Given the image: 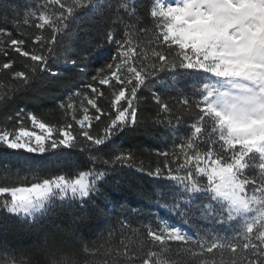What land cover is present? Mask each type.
<instances>
[{"label": "snow or ice", "instance_id": "snow-or-ice-1", "mask_svg": "<svg viewBox=\"0 0 264 264\" xmlns=\"http://www.w3.org/2000/svg\"><path fill=\"white\" fill-rule=\"evenodd\" d=\"M8 11L19 35L0 27V71L16 83L0 91V110L31 92L40 105L50 101L72 119L52 125L21 108L6 117L20 126L0 130V147L57 161L80 150L93 167L74 177L48 176V170L26 164L32 182L0 185V264H79L85 230L99 215L93 197L103 194L102 185L118 167L133 168L129 161L139 151L119 141L160 127L172 133V145L157 150L163 164L147 175L169 182L157 204L179 223L158 216L157 227L143 226L145 236L121 221L122 231L137 236L138 247L105 241L96 251L106 258L96 264H170L164 257L172 252L187 257L185 264H264V0H155L151 29L140 26L138 3L129 0H36L23 14ZM33 22L40 34L24 30ZM116 25L124 33L120 39ZM149 31L153 39L145 43L140 34ZM81 32L80 45L66 47V38ZM16 54L26 70H16ZM97 56L104 63L90 81L61 98L72 81L89 75L86 61ZM53 64H63L68 75ZM100 86L111 90L110 110L98 104ZM142 89L150 95H138ZM149 105L155 115L144 119ZM25 119L39 134L23 126ZM93 120L107 121L102 134L90 131ZM97 164L104 167L97 170ZM0 167L10 171L11 162L0 160ZM164 196L168 200L160 203ZM56 209L71 213L67 226L45 229ZM9 237L29 242L12 245Z\"/></svg>", "mask_w": 264, "mask_h": 264}, {"label": "trees", "instance_id": "trees-1", "mask_svg": "<svg viewBox=\"0 0 264 264\" xmlns=\"http://www.w3.org/2000/svg\"><path fill=\"white\" fill-rule=\"evenodd\" d=\"M36 2V0H0V27H6L13 32V35L18 36L19 32L14 27L11 22L12 12L8 11V8H17L23 14L25 7ZM42 2V0H41ZM115 2V0H113ZM130 3H138L139 13L142 17L141 27L152 28V17H151V7L155 0H129ZM7 16L8 21L5 23V17ZM34 21V18H31ZM38 22V21H34ZM34 22L24 25L25 31L34 34H40V30L35 29ZM116 29L117 39H120L124 33L122 27L119 25L113 26ZM104 28V31H107ZM45 35H48V32ZM84 34L81 32L79 34H73L66 38V47L70 45L72 48L78 47ZM140 38L147 43L150 39H153L151 31L147 34H140ZM133 43H136L134 40ZM114 45L112 49L114 50ZM108 51L106 46L105 52ZM18 57V54H16ZM103 55V53L101 54ZM30 63V61H29ZM88 65L89 75L83 79H76L72 81L68 89L62 90L60 92L61 98L67 95V91L76 90L83 87L84 84L90 81L91 74L94 73L95 68L102 66L104 63L100 56L95 59L86 61ZM24 58L18 57L15 68L16 70H26L23 68ZM52 67L64 75H68L63 64L56 65L53 64ZM16 82L12 81L11 76L6 71H0V91H7ZM177 87H181L178 85ZM103 96L98 98V104L101 108L105 110H110V101L112 99L111 90L107 86H100ZM85 92H90V89H84ZM138 95L141 97H147L150 95L147 89H142ZM171 95H176L172 92ZM77 107L79 108V100L76 101ZM86 104V101H85ZM143 106V101H142ZM21 108L26 109V111L34 112L43 121H46L52 125H60L65 122L71 121V116H65L62 111L56 109L54 103L50 101H45L40 105L37 101L33 99L32 93H21L15 97L13 102L8 106L7 111L0 110V130L7 129L8 131L15 132L20 125H18L13 120H7L6 117L11 115L15 116V112ZM89 114L94 115L95 110L91 109L89 106ZM84 114L78 111V117L82 118ZM155 115V109L150 105L144 108L142 112V118L147 119ZM107 123L106 120L102 121H92L90 131L93 135L102 134L104 124ZM191 122H189L190 125ZM23 126L27 130H32L31 122L25 119L23 121ZM87 126V124H86ZM78 130V126H75ZM181 135H183V127L181 130ZM173 141V135L169 130L160 127L158 131H155L151 135H145L143 129L140 133L133 139L124 137L119 143L122 144L124 148H128L131 144L133 150L136 151V158L129 161L133 164V168L129 169L124 167L118 170L115 176H110L108 183L102 185V195L94 196L93 201L98 206L99 215H97L92 220V229L85 230V236L81 242L80 248L78 249V260L79 264H96L97 261L105 259L101 252H97L96 248L107 241L106 246H117L121 243L127 244L132 248L138 247L139 241L137 236L133 235L131 229H126L124 231L120 228V222L123 221L125 224L132 225L133 228L140 229L146 236V229L144 225L151 224L153 227H157L159 220L157 217H162L165 220L170 221L173 224H178L179 221L175 217L169 216L168 212L160 208L157 204L158 196L161 191L167 192L166 185L168 181L155 180L147 175V170L155 168L157 164H163L164 157L157 156V150H165L171 147ZM67 151V150H65ZM171 159V158H170ZM0 160H8L11 162V170L7 168L0 167V185L9 184L13 186H19L20 184H26L33 181L32 173L29 172L26 164L32 166H40L43 169L48 170L46 175L51 176L60 173H67L70 176H75L78 171H87L89 168L93 167L90 163L88 154L86 152H81L77 150L70 156L62 158L57 161L56 158L41 157V156H30V154H17L12 150H7L0 147ZM19 165V167H17ZM143 167L145 169L144 173L137 172L136 169ZM104 166L101 164L95 165L97 170L102 169ZM175 167V165H173ZM7 177V179H5ZM25 177L27 180L25 181ZM119 179V183L115 180ZM15 182V184H14ZM168 200L167 196L160 199V203H164ZM57 215L51 217V223L44 225L47 228H64L68 224L67 217L71 213H62L60 209H56ZM194 225L200 227H208L204 221L195 220ZM98 226V227H97ZM108 229L112 230V235L109 237L107 235ZM230 231V229H228ZM189 232H193L192 227L188 228ZM224 231V229H221ZM103 234L104 240H100L99 236ZM29 239H35L31 237ZM10 244L19 245L26 244L29 241L17 237H9ZM84 245H87L88 251L83 250ZM155 250V249H153ZM147 249H145V252ZM170 264L175 262V264H185L188 260L182 254H176L175 252L166 254L164 257ZM155 259V257H153Z\"/></svg>", "mask_w": 264, "mask_h": 264}, {"label": "rangeland", "instance_id": "rangeland-1", "mask_svg": "<svg viewBox=\"0 0 264 264\" xmlns=\"http://www.w3.org/2000/svg\"><path fill=\"white\" fill-rule=\"evenodd\" d=\"M32 130L36 131V132H37V134H39V130H38V129H32Z\"/></svg>", "mask_w": 264, "mask_h": 264}]
</instances>
